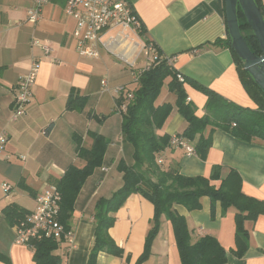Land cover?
I'll return each instance as SVG.
<instances>
[{"label": "crops", "instance_id": "0c3cea01", "mask_svg": "<svg viewBox=\"0 0 264 264\" xmlns=\"http://www.w3.org/2000/svg\"><path fill=\"white\" fill-rule=\"evenodd\" d=\"M66 1L49 0L43 6L41 19L30 24L24 20L32 0H0V133L7 134L4 148L0 150V253L9 259L0 264H34L33 251L14 243L15 224L7 223L2 209L15 204L27 210L26 214L32 211L37 194L55 184L70 165L85 164L77 154V145L89 148L93 142L91 133H96L107 143L102 164L85 179L75 199L69 220L70 239L63 240L54 250L60 257L59 264H87L94 243L95 202L98 198H109L121 186L118 162H133L132 147L121 135L123 100L115 88L131 82L134 72L120 62L125 58L110 47H100L97 58L83 57L76 52L75 21L64 12ZM129 1L145 30V38L163 56H172L173 68L184 80L190 81L184 82V90L195 115L201 117L206 113L207 95L199 87L208 88L226 102L255 107L243 87L230 50L215 43L226 37L223 0ZM18 21L22 23L17 24ZM117 31H106L102 40L116 37ZM33 38L51 44L53 50L49 57L43 56L38 45L31 44ZM116 38L118 48L122 47L119 51L130 59L129 51L134 54L136 46L132 50L133 43L127 45V39ZM35 59L40 60V69L33 96L25 114L13 119L17 80ZM102 79L107 81V90L102 88ZM168 79L162 86L168 93L161 101L155 100V104L168 102L173 107L156 133L171 137L181 134L187 121L174 105L176 97L168 90ZM69 98L74 100L73 108H67ZM208 135L211 144L202 158L195 150V142L199 136ZM179 137L194 153L168 145L156 157L161 159L162 170L176 169L184 176L208 178L213 166H219V179L210 180L218 187L221 179L234 169L241 178L243 194L264 202V141L241 140L214 125H207L193 140ZM3 183L10 186L7 192L2 189ZM172 209L185 218L192 242L206 234L217 239L227 251L225 264H264V213L244 221L248 245L243 255L237 257L230 253L235 249L236 209L233 206L223 212L220 201L213 202L209 196H202L197 209L188 210L181 204H173ZM113 216L115 220L108 233L123 254L99 252L96 262L135 264L153 225L154 206L133 193ZM141 264H180L173 228L165 214L160 216L149 255Z\"/></svg>", "mask_w": 264, "mask_h": 264}, {"label": "trees", "instance_id": "16d2710c", "mask_svg": "<svg viewBox=\"0 0 264 264\" xmlns=\"http://www.w3.org/2000/svg\"><path fill=\"white\" fill-rule=\"evenodd\" d=\"M127 1L135 13L131 1ZM254 1L264 18V7L261 0ZM135 15L137 16L136 13ZM237 17L240 32L248 47L254 54L260 55L258 42L239 6H237ZM144 31L140 24L136 32L142 36L144 43H149ZM215 43L230 50L243 87L253 100L255 107H242L233 102H226L208 88L199 87L207 95L206 113L201 117L195 115V108L187 102L184 90V82L190 81L185 79L180 82L176 78V70L164 61L143 70L137 80L124 84L126 91L131 93L132 97L127 101L125 110L121 112V135L122 139L132 147L133 162L132 164H127L123 160L118 162L117 168L122 172L121 186L109 198H98L95 202L94 243L87 264H97L96 258L99 252L116 256L123 254L122 248L110 237L108 229L115 220L113 213L133 193L140 194L154 206L153 225L145 236L143 252L135 264H141L149 255L150 245L158 232L159 219L162 214H165L171 222L180 264H225L227 251L217 239L206 234L192 242L185 218L172 209L173 204H181L188 210L197 209L200 207L202 196H209L213 202L220 201L223 212L229 206L236 209L234 216L235 249L230 253L241 257L247 249L248 232L244 227V221L254 220L258 215L263 214L264 202L243 194L241 178L236 170L230 169L227 176L221 179L219 186L215 187L210 180L219 179V166H213L208 178L184 176L176 169L162 170L156 160L157 154L170 145L169 135L156 133L173 107L168 102L155 104L166 78H169L168 90L176 97L174 105L187 121L186 128L178 136L193 140L196 134L207 125H214L229 131L241 140L250 141L258 138L264 141V94L243 68V61L232 49L227 29L225 39L217 40ZM155 49L159 55L163 56L156 46ZM120 100H123V103L124 97H120ZM71 107H74V100L69 98L67 108ZM91 136L93 142L89 148L80 145L76 148L78 156L84 159L85 164L82 167L70 165L55 183L61 197L58 220L67 231L70 230L69 220L75 199L85 179L103 161L106 140L96 133H91ZM210 144V135L206 138L199 136L195 142L197 154L203 158ZM26 211L11 204L3 208L1 212L7 223L13 225L25 217ZM61 242L62 240L56 241L52 238L30 239V245L27 247L33 251L34 264H59L60 257L54 253V250ZM4 261L9 262V259L0 253V262Z\"/></svg>", "mask_w": 264, "mask_h": 264}, {"label": "built area", "instance_id": "2783aa9c", "mask_svg": "<svg viewBox=\"0 0 264 264\" xmlns=\"http://www.w3.org/2000/svg\"><path fill=\"white\" fill-rule=\"evenodd\" d=\"M49 0H32L31 5L26 9L25 22L36 24L41 19L43 6ZM264 7V0H261ZM67 16L75 21L73 36L75 39V50L83 57L97 58L99 48L109 49V41H103L102 36L108 30L116 29V37L129 38V32L136 31L141 22L133 13V9L127 0H67L64 8ZM18 21L17 24H21ZM114 36H110L112 42L118 41ZM31 44L38 45L43 56L49 57L53 50L49 42H40L38 39H31ZM140 49L145 57V66L134 71L133 80H137L143 70L164 61L168 66L173 67L172 56H161L157 53L153 43L140 44ZM40 69V60H32L28 71L19 76L16 83V92L12 102V118L16 119L26 112V106L33 96V87L37 73ZM176 78L184 81L183 75L176 70ZM104 90H107L106 79L101 80ZM117 93L124 97L121 103V112L125 110L126 103L131 99L124 85L115 88ZM7 140L5 132L0 133V150L4 148ZM169 144L175 147H182L188 153H194V149L187 142L177 135L169 138ZM158 163L161 159H156ZM2 189L7 192L10 186L2 184ZM60 193L55 184H50L45 190L35 196V207L25 217L17 222L14 227V243L29 246L32 238H52L56 241L70 239L71 232L66 230L64 225L58 220L60 209Z\"/></svg>", "mask_w": 264, "mask_h": 264}, {"label": "water", "instance_id": "95a60500", "mask_svg": "<svg viewBox=\"0 0 264 264\" xmlns=\"http://www.w3.org/2000/svg\"><path fill=\"white\" fill-rule=\"evenodd\" d=\"M225 26L230 37L231 47L243 61V68L252 77L264 94V18L254 0H223ZM237 6L250 26L261 51L254 54L248 47L239 28Z\"/></svg>", "mask_w": 264, "mask_h": 264}, {"label": "rangeland", "instance_id": "374dc122", "mask_svg": "<svg viewBox=\"0 0 264 264\" xmlns=\"http://www.w3.org/2000/svg\"><path fill=\"white\" fill-rule=\"evenodd\" d=\"M137 32L134 30V32H129V38H127V40H126V43H127V45L128 44H134V46H136L135 48H133V47H131V48H133L132 50H134L135 49V52H134V54L132 53V51L131 52H129L130 53V56H129V58L130 59H121L120 60V62L122 63V64H124V66H126V67H128L131 71H137V70H139L141 67H143V66H145L144 64H145V57H144V54H143V52L141 51V49H140V44H142V41H140L139 40V36L136 34ZM109 36V35H108ZM107 36V37H108ZM109 42H110V44L111 45H113V44H118L117 43V41H115V42H112V41H110L109 40ZM132 44V45H133ZM131 45V46H132ZM119 48H122V47H119ZM118 48V49H119ZM112 50V49H111ZM140 54V55H139ZM120 63V64H121ZM163 89H161V91L159 92V95L157 96V98H156V101H161L162 99H164V97H165V95L168 93V92H165V90H164V88L166 89V87L164 86V87H162Z\"/></svg>", "mask_w": 264, "mask_h": 264}, {"label": "bare ground", "instance_id": "6f19581e", "mask_svg": "<svg viewBox=\"0 0 264 264\" xmlns=\"http://www.w3.org/2000/svg\"><path fill=\"white\" fill-rule=\"evenodd\" d=\"M122 42V41H121ZM126 42V41H125ZM118 43V42H117ZM127 44V43H126ZM125 46V45H124ZM134 46V44L131 46V47H133ZM112 50H116L117 51V53L118 54H120L123 58H125V59H127V57H128V55H123V53L122 52H120L119 51V49H118V45L117 44H113V45H110L109 46ZM121 47V46H120ZM130 47V46H129ZM130 47V48H131ZM127 48V47H126ZM124 49V48H123ZM121 50V49H120ZM122 51V50H121ZM130 52V51H129ZM128 53V52H127ZM126 53V54H127Z\"/></svg>", "mask_w": 264, "mask_h": 264}]
</instances>
